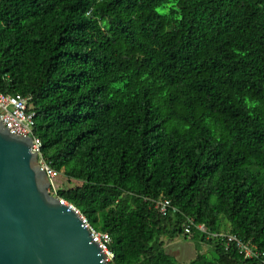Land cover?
Wrapping results in <instances>:
<instances>
[{"label": "trees", "instance_id": "trees-1", "mask_svg": "<svg viewBox=\"0 0 264 264\" xmlns=\"http://www.w3.org/2000/svg\"><path fill=\"white\" fill-rule=\"evenodd\" d=\"M0 93L30 96L109 264H180L188 219L189 264H257L211 234L264 251V0H0Z\"/></svg>", "mask_w": 264, "mask_h": 264}, {"label": "water", "instance_id": "water-1", "mask_svg": "<svg viewBox=\"0 0 264 264\" xmlns=\"http://www.w3.org/2000/svg\"><path fill=\"white\" fill-rule=\"evenodd\" d=\"M31 148L0 119V264H109L78 214L48 193Z\"/></svg>", "mask_w": 264, "mask_h": 264}, {"label": "built area", "instance_id": "built-area-1", "mask_svg": "<svg viewBox=\"0 0 264 264\" xmlns=\"http://www.w3.org/2000/svg\"><path fill=\"white\" fill-rule=\"evenodd\" d=\"M30 96L21 95H9L0 93V119L3 125L11 132L19 136H30L32 138V152H36L38 156V164L40 168L45 171L49 179L48 193L56 197L61 204L66 205L69 209L75 211L83 225L90 231V235L95 240L99 248L101 249L106 262L110 263L113 259V252L109 248L111 241L110 236L106 232H100L95 230L89 223L88 219L71 203L67 202L63 198L58 196L59 186L55 183V179L58 177V173L47 163L41 155V141L36 137L33 132L34 126V113L28 111V103ZM155 208L158 212L165 216L169 212H177V208L172 205L170 199L162 198L154 202ZM193 221L188 219L183 224L184 234L192 235ZM197 228L203 232L206 228L203 225H197ZM211 236L216 239H221L225 248L234 246L239 253L244 255L247 259H255L257 264H264V251H261L251 241H243L232 233H212Z\"/></svg>", "mask_w": 264, "mask_h": 264}, {"label": "rangeland", "instance_id": "rangeland-1", "mask_svg": "<svg viewBox=\"0 0 264 264\" xmlns=\"http://www.w3.org/2000/svg\"><path fill=\"white\" fill-rule=\"evenodd\" d=\"M55 183L59 187H72L80 184L78 181L68 180L61 173L58 174ZM191 236L192 235H188L185 239L183 236H178L173 240H168L164 237L162 238L165 243V251L174 256L180 264H189V262L195 258L196 250ZM200 249L202 253H206L208 257H211L209 246L207 244H201Z\"/></svg>", "mask_w": 264, "mask_h": 264}]
</instances>
